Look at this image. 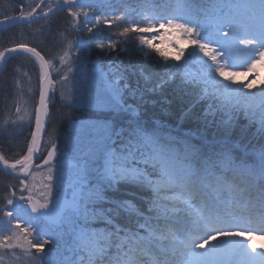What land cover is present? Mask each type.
I'll return each instance as SVG.
<instances>
[{
	"label": "snow or ice",
	"instance_id": "obj_1",
	"mask_svg": "<svg viewBox=\"0 0 264 264\" xmlns=\"http://www.w3.org/2000/svg\"><path fill=\"white\" fill-rule=\"evenodd\" d=\"M136 4L132 8L121 0L118 17L111 0H55V6L35 0L27 11L22 0L13 9L17 14L3 13L0 26H6L5 31L51 21L66 10L70 22L65 32H92L88 24L100 32L96 17H106L110 10L116 18L103 24L110 31L115 25L117 31L107 43L96 42L108 72L103 73V89L83 104L101 117L114 116L80 125L86 137L83 154L69 165L67 176L52 163L58 157L56 143H42L52 120V62L22 40L0 50L4 68L24 54L40 65L38 103L26 126L31 129L26 152L14 162L0 152V163L18 180L4 182L8 191L0 204V264H6V257L7 264H39L51 256L60 243L53 227L75 251L84 253L78 264H246L239 257L264 264V252L253 255L251 243L257 230L251 225L264 232V88L251 91L254 81L238 85L240 73L231 70L253 72L264 63V0ZM126 11L130 14L124 15ZM45 31L52 33L51 23L33 35ZM57 36L78 60L91 56L88 47L74 46L63 33L51 38ZM185 43L191 51L177 63L185 56ZM130 52L135 58L120 59L121 53ZM68 54L58 62L63 65ZM193 63L199 65L196 73L189 67ZM169 85L178 93L175 102L165 95ZM14 126L16 121L6 120L0 130L6 137L22 135L8 132ZM35 160L41 161L37 168L47 166L56 173L47 176L43 202L33 197L28 180ZM65 184L68 198L60 195ZM245 236L247 242L237 239Z\"/></svg>",
	"mask_w": 264,
	"mask_h": 264
},
{
	"label": "trees",
	"instance_id": "obj_2",
	"mask_svg": "<svg viewBox=\"0 0 264 264\" xmlns=\"http://www.w3.org/2000/svg\"><path fill=\"white\" fill-rule=\"evenodd\" d=\"M21 2L22 0H0V19L3 18L4 12L17 14V11H13V9L15 5ZM34 2L35 0H24V10H28V3ZM111 2L114 3L117 8L116 17H118L121 15L119 11L121 0H111ZM127 3L132 8L137 6L136 0H127ZM123 14L129 15L130 13L126 11ZM116 17L111 15L110 10L109 15L106 17L98 15L96 18L101 20L100 27L102 30L100 32H97L92 24L87 25V27L93 28L92 32L72 31L71 28H68V32H65V28L70 22L67 11L53 16L51 21L41 20L39 23L19 25L6 31L3 29L0 30V50L4 47L13 46L15 41L22 40L29 42L30 46L38 47V51H41L42 55H45V58L50 60L53 64V66L50 67V72L52 73V80L55 81L53 86L55 91L53 102L49 104V112L52 120L51 123L47 125L43 143H56L58 147V156H60L66 145L67 136L70 133V127L73 123L86 120L94 121L98 118L111 119L114 114L107 113L104 117H101V114L95 109L83 106L88 96L87 92L84 91L91 83H88L83 78L82 74H78L72 70L77 60L76 52L69 51L67 44L62 43L59 36L52 39L51 35L56 32L63 33L74 46L83 45L88 47L92 54L87 59V63L92 65V63L96 62L101 68L108 72V63L104 59V54L96 47V42L103 41L107 43V37H115L117 31L115 25H113L110 31L108 26L103 24V20L114 19ZM135 18L139 19V16ZM49 23L52 24V33L45 31L42 36L33 35V33H36L39 29H46ZM81 23H83V20ZM64 52H68L69 54L66 57L65 63L62 65L58 62V58L63 55ZM53 57H55L56 60H53ZM193 66L195 69L193 73H196L199 67L197 64ZM69 68L71 71H69ZM57 70H59V74H57ZM164 71L165 70L161 69L160 74H163ZM39 73V62L28 54L14 57L13 60L9 62L7 68L3 66L0 68V123L6 120L9 122L16 121V126L9 128L8 132H22V135L6 137L2 130H0V152H2L9 162H14L26 152L25 145L29 139V132L31 131V129L26 126L28 117L33 112L34 106L38 103ZM64 75L68 77L66 81L62 79ZM109 78L112 79L113 76L110 74ZM165 95L174 102L178 97V93L174 90L173 85H169L165 90ZM128 103H132V100H128ZM16 107L21 109L20 113L15 111ZM21 116L24 117L23 121L19 120ZM40 163V160H36V163L33 165V170L28 177L29 182L34 173L42 172L43 169L36 167V165ZM8 172L9 171H4L0 168V204L3 203L2 197L8 191V189L4 187V182H8L9 184L18 183V180L13 175H9ZM19 195L20 192L17 189V196ZM24 195L27 196L28 193L25 192ZM121 195H123V191ZM98 226L103 227L102 224ZM66 247L67 248L60 254L61 261L57 264H78V261L84 253L75 251L70 244ZM39 264H54L53 256L45 257Z\"/></svg>",
	"mask_w": 264,
	"mask_h": 264
},
{
	"label": "rangeland",
	"instance_id": "obj_3",
	"mask_svg": "<svg viewBox=\"0 0 264 264\" xmlns=\"http://www.w3.org/2000/svg\"><path fill=\"white\" fill-rule=\"evenodd\" d=\"M167 48L171 51L173 46L171 44L166 45ZM184 47L186 49L185 56L181 58V61L177 63H183L184 59L187 58L188 52L191 51V45L188 43L184 44ZM117 51H119L117 49ZM135 58V53H129V54H123L121 53L120 59L124 61H128L129 57ZM174 57L170 56V60ZM195 63L191 64L190 70L193 72L195 71L194 65ZM198 65V64H197ZM199 67V65H198ZM1 68V66H0ZM91 69V71H90ZM74 72H77L78 74H82L83 78L88 82L91 83V85L87 86L84 92H87L88 96L96 93L100 89H103L104 87V77L103 73H105V69L101 68L96 62L92 63V65H89L87 63V59H77L74 65V68L72 69ZM232 71H238L240 74L236 77L237 84H247L254 81V86L251 91H258L260 88H264V63H260L256 69L253 72H247L245 68L239 67V68H233ZM110 79V78H109ZM87 96V97H88ZM91 122L90 120L86 121H80L78 123H73L70 127V133L67 136L66 145L63 148L60 156L57 157L56 160H54L52 163L56 167H62L65 169V175L67 176L70 168L69 165L71 163H74L77 158H80L83 154V148H84V141L86 139L84 131L81 129L80 125L82 123ZM49 174L56 175L55 172L50 173L48 167L42 170L40 173H34L32 175V178L29 182L30 186L33 187L32 195L35 199L41 200L43 202L44 198L47 196L48 192V184L50 183L47 180V176ZM52 183V195L55 197L57 195V186L56 182L53 181ZM67 193V197L65 194ZM60 195L62 197L68 198L70 197V191L67 188V185L60 189ZM28 211L30 212L31 209L29 208ZM32 215H36L33 213ZM23 224V220L21 221ZM249 226V225H244ZM251 227L257 228L256 231L252 233V236L254 239L251 241L252 244H255V252H253V255H256V253L264 252V232L259 230V225H251ZM237 231H240V228L236 229ZM53 234L57 236V238L60 240V243L57 245L56 250L52 253L51 256H53V262L54 264H57L61 261L60 254L63 252L68 243H66L67 237L63 235V233L53 227ZM237 239H243L247 242V237H237ZM215 243V241H213ZM207 245L205 246V249H199V251H205L207 249ZM45 251H48V246H46ZM249 251L252 252L251 244H249ZM239 259H242L246 262V264H251V262L248 260L247 257H239ZM6 264H7V257H6ZM258 264V261L256 262Z\"/></svg>",
	"mask_w": 264,
	"mask_h": 264
},
{
	"label": "water",
	"instance_id": "obj_4",
	"mask_svg": "<svg viewBox=\"0 0 264 264\" xmlns=\"http://www.w3.org/2000/svg\"><path fill=\"white\" fill-rule=\"evenodd\" d=\"M47 2H52V3H54V6H55V0H47ZM66 11V10H65ZM61 12H63V11H60V12H58L57 14H59V13H61ZM56 14V15H57ZM41 21V20H40ZM19 25H27V24H18V25H16V26H19ZM6 26H0V30L1 29H4ZM50 70V69H49ZM46 130H47V125H46V129H45V133H46ZM44 136H45V134H44ZM43 141H44V137H43ZM43 141H42V143H43ZM35 162V161H34ZM47 166H44V167H41V168H46ZM0 168L2 169V170H4V171H9L8 169H5L4 167H3V164L2 163H0Z\"/></svg>",
	"mask_w": 264,
	"mask_h": 264
},
{
	"label": "flooded vegetation",
	"instance_id": "obj_5",
	"mask_svg": "<svg viewBox=\"0 0 264 264\" xmlns=\"http://www.w3.org/2000/svg\"><path fill=\"white\" fill-rule=\"evenodd\" d=\"M36 163V162H35Z\"/></svg>",
	"mask_w": 264,
	"mask_h": 264
}]
</instances>
